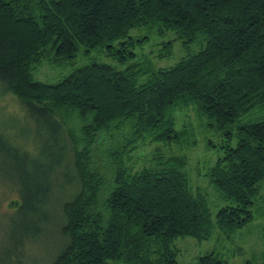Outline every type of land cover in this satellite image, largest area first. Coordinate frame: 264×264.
<instances>
[{"label":"trees","instance_id":"16d2710c","mask_svg":"<svg viewBox=\"0 0 264 264\" xmlns=\"http://www.w3.org/2000/svg\"><path fill=\"white\" fill-rule=\"evenodd\" d=\"M133 30L146 34L136 39ZM170 33L206 45L169 68L134 51ZM175 40L158 60L172 56ZM93 53L113 64L94 58L63 73ZM42 67L64 75L40 80ZM4 95L24 118H14L24 123L19 134L0 128V183L17 188L16 214L40 232L55 190H73L50 264H181L178 238L208 240L216 228L231 235L255 220L264 183V0H0ZM192 114L200 130L224 137L206 174L222 203L215 221L186 157L163 148L196 145ZM33 235L25 230L1 263ZM195 264L229 261L211 252Z\"/></svg>","mask_w":264,"mask_h":264},{"label":"rangeland","instance_id":"374dc122","mask_svg":"<svg viewBox=\"0 0 264 264\" xmlns=\"http://www.w3.org/2000/svg\"><path fill=\"white\" fill-rule=\"evenodd\" d=\"M146 32L133 30L131 35L136 39H141ZM176 39L173 46L171 57L161 60L157 59V55L162 50V45L166 41ZM205 41L201 40L195 44H185L184 39H177L176 35L170 33L161 38L150 35V39L142 43L137 42L134 51L139 58L144 56L153 59L157 68H169L176 65L181 59L190 57L205 47ZM113 64L112 59L106 58L102 54L93 53L91 56H79L63 73L68 74L78 65L89 63L92 59ZM57 72H51L47 68L38 71L37 77L46 82H55L61 79ZM191 112H189L190 114ZM192 123L194 124L195 146L175 145L163 147L168 156H184L187 160L186 172L192 178L195 187L200 186L202 194L208 201L213 220L222 203L219 201L214 187L209 184L206 177L208 169L214 165L216 160L223 155L224 137L215 131L200 130L196 118L192 114ZM14 118L23 120V111L19 102L10 95L0 96V128L12 134H19L21 125L15 122ZM196 124H195V123ZM185 121L179 119V124L183 126ZM22 142L33 147V138L28 136H19ZM211 145L215 147L212 148ZM155 145L154 147H156ZM161 146V145H159ZM162 147V146H161ZM148 149L146 152H149ZM140 165L141 162H140ZM1 177V173H0ZM71 187L65 188L64 191L56 189L48 206L51 212L47 223H40L42 230L39 232V225L25 223L24 219L16 214L14 207H9L10 203L19 200L18 190L10 183H0V264H50L58 251L62 247L64 238L60 232L62 204L68 199ZM255 220L247 227L235 231L229 235L223 233L219 229H215V233L211 239L199 241L194 238H178L174 242V248L177 251V260L181 264H195L200 256L216 252L221 257L227 259L229 264H247V262H264V183L262 184L255 203L252 207ZM25 230L32 232L34 235L31 241H27L23 248L18 250V254L12 256L10 261L1 263L3 259H7V255L15 252L16 241L19 240Z\"/></svg>","mask_w":264,"mask_h":264},{"label":"water","instance_id":"95a60500","mask_svg":"<svg viewBox=\"0 0 264 264\" xmlns=\"http://www.w3.org/2000/svg\"><path fill=\"white\" fill-rule=\"evenodd\" d=\"M18 206V203H15V206H14V201H12L9 205V207H17Z\"/></svg>","mask_w":264,"mask_h":264}]
</instances>
